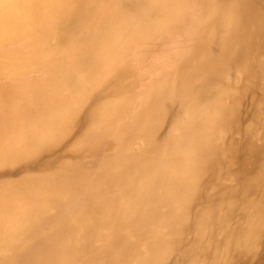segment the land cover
I'll return each mask as SVG.
<instances>
[{
  "label": "bare ground",
  "instance_id": "1",
  "mask_svg": "<svg viewBox=\"0 0 264 264\" xmlns=\"http://www.w3.org/2000/svg\"><path fill=\"white\" fill-rule=\"evenodd\" d=\"M73 1H77L75 5L79 6L82 3V0H0V11H13V16L17 17L22 8L39 13L47 7L49 11L56 12L57 17L59 15L61 19L68 20L78 17L82 10L75 5L68 10V3ZM212 8L220 10V17L218 14L201 17L207 23L196 24L192 16L205 14L207 9ZM185 13L188 19L177 23L175 28L184 33L188 51L183 55L180 53V60H176L175 53L174 57L155 51L145 54L150 62L144 71L148 75L154 71L159 73V80L155 81H158V88L155 87L144 97L143 111L133 118L129 111L124 115L131 123L137 118H146L155 111L159 96L175 88L179 92L181 107L169 118L161 117L155 124L150 119L141 127L148 145H144L142 151L143 137L139 135L141 138L134 145L133 160L121 157L110 159L116 152L114 154L109 150L118 145L121 147L123 140L120 141L121 136L101 131L99 138L106 142L110 140L112 145L103 148L105 151L100 158L107 160L104 168L132 162L136 177L141 178L142 187L134 188V196L135 200L142 202L137 209L140 208L139 213L143 217L138 219L137 213L132 220L141 222V225L144 223L140 231L146 233L145 245L150 253L145 258L138 257L134 264H165L167 230L185 226L188 222L186 229H191L192 236L182 241L183 253L174 259L173 264H264V0H194L193 6ZM149 14V8L138 14H128L125 22L130 25L128 28L132 30V37L148 34V30L154 27L158 18L152 19L154 17ZM164 19L163 14L161 21ZM217 26L221 29L217 30ZM191 31L205 40L197 42L188 39L186 34ZM122 32L113 31L110 39L124 40ZM170 33L165 35L167 40L164 42H169L173 35ZM90 39L83 43L97 42L95 36L91 35ZM99 53L85 51L81 62L93 61ZM191 62L198 66L192 77L185 80L183 73ZM73 68L69 65L56 75L73 79V82H66L71 90L67 95L69 99L57 103L55 107L50 105L53 79L47 78L39 88L45 107L33 113L29 109L33 107L22 108L14 98L9 100L12 117L9 113L0 112L3 117L8 116L6 121H0V169L7 165L25 164L42 152L50 151V142L64 132H57L53 127L63 114L58 112V104H62V109L67 111L80 112L76 118L80 129L73 135L81 141L97 131L113 107L124 100H103L113 94H122L120 92L126 86L118 82L123 74L92 92L88 85L74 82L77 76ZM29 84H22L28 96L31 90ZM4 96L3 91L0 108L6 102L7 97ZM91 97V103L85 106ZM16 99L21 104L24 101L22 97ZM168 106V101H163L161 108L165 110ZM164 121H168V127L166 131H160ZM155 130L158 134H154ZM138 132L141 134V129ZM154 148L158 149V153L150 157L148 150ZM66 153L73 156L76 150L69 149ZM116 172L121 174L120 169ZM74 202L67 208H73ZM107 202H110L109 199ZM188 209L189 214L193 210L190 221L184 217ZM13 219V225L26 226L21 217L14 216ZM12 224L6 223L7 235L9 230H14ZM10 234L15 236L14 231Z\"/></svg>",
  "mask_w": 264,
  "mask_h": 264
},
{
  "label": "rangeland",
  "instance_id": "2",
  "mask_svg": "<svg viewBox=\"0 0 264 264\" xmlns=\"http://www.w3.org/2000/svg\"><path fill=\"white\" fill-rule=\"evenodd\" d=\"M81 2L80 6L75 5L77 1L68 3V10L75 6L82 9L78 17L68 20L61 19L59 15L57 17V13L49 11L47 7L39 13L22 8L18 11L20 16L17 17L13 16V11H0L3 14L0 15V95L4 91V97H7L0 112L11 114L13 109L9 100L13 101L14 98L16 102H20L22 108H35H29L33 113L38 112L40 107H45L39 88L47 78L53 79L49 95L50 105L55 107L57 103L69 99L67 95L71 90L66 82H73V79L56 77L69 65L74 67L73 71L77 76L74 82L88 85L92 92L110 81H115L120 74L123 76L118 83L126 86L121 90L122 94L103 98L107 102L124 100L113 107L109 117L97 127V131L81 141L73 135L80 129L76 123L80 112L71 109L67 111L62 109V104H58V112L63 114L60 121L54 122L53 127L57 132H64L56 135V140L50 142V151L42 152L39 157H34L25 164L15 167L7 165L0 169V264H134L138 257L145 258L150 253L145 245L146 233L140 231L143 230L144 223L141 225V222L132 220L133 215L139 213L140 208H137L142 204L134 196V188L142 187L141 178L136 177L134 164L129 161L104 168L107 160L103 161L100 157L105 151L103 148L112 145V142L100 139L99 133L105 131L107 134L122 137V146L118 145L109 150L111 153L116 152L110 159L121 157L133 160L134 145L141 138L139 135L143 137L142 151L144 145H148L141 127L150 119L155 124L161 117L169 118L181 107L179 92L175 88L159 96L155 111L146 118H137L131 123L124 115L130 113L133 118L143 111L144 97L152 89H156L155 87L158 88V81H155L157 78L159 80V73L154 71L148 75L144 71L146 64L150 62L145 54L155 51L174 57L175 53L176 60H180L181 55L188 51L185 35L175 25L188 19L185 12L193 6L194 0ZM147 8L149 15L154 17L152 19L158 18V21L148 30V34L132 37V30L128 28L130 25L125 22L126 17ZM163 14L165 19L161 21ZM216 14L220 17V10L212 8L207 9L205 14L197 13L192 17L196 24H206L207 21L202 18ZM220 29L217 26V30ZM121 30L126 41L110 39L113 31L121 34ZM168 33L173 35L169 42H164ZM91 35L97 37V42L83 43L90 41ZM186 37L197 42L205 40L193 31L186 34ZM85 51L100 53L93 61L83 64L81 56ZM197 66L193 62L188 64L183 73L185 80L192 77ZM155 69L161 70L159 67ZM23 82L30 83V96L25 94ZM21 97L24 99L22 104L16 99ZM134 98L137 100L134 101ZM91 99L92 97L88 99L85 106L91 103ZM163 101L170 104L168 109L162 110ZM7 117L0 114V121H6ZM162 124L160 131H166L168 121ZM140 129L141 134L138 132ZM154 134H158L156 130ZM71 138L73 139L70 140ZM107 143L110 144L104 145ZM52 147L54 148L51 149ZM73 148L76 150L73 155L75 157L66 153ZM148 153L153 157L158 149L148 150ZM117 169L121 170V174L116 172ZM124 175L127 177L124 178ZM108 199L110 202H107ZM73 201L75 206L67 208ZM102 202H105L104 205ZM14 216L21 217L26 226L13 225ZM136 216H139L136 217L138 219L143 217L141 212ZM192 216L193 210L190 214L189 209L184 213L188 221L192 220ZM8 218L10 219L7 220ZM7 222L14 226V230H9V225L8 235ZM188 223L177 229L167 230L168 250L164 255L165 264H173L176 261L174 259L183 253L182 241L192 236L191 229H186ZM12 231L15 236H11Z\"/></svg>",
  "mask_w": 264,
  "mask_h": 264
}]
</instances>
